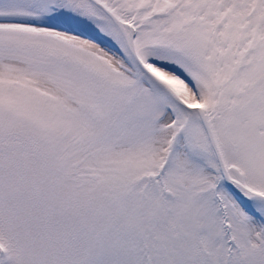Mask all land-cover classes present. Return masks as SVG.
Instances as JSON below:
<instances>
[{
    "label": "snow or ice",
    "instance_id": "1",
    "mask_svg": "<svg viewBox=\"0 0 264 264\" xmlns=\"http://www.w3.org/2000/svg\"><path fill=\"white\" fill-rule=\"evenodd\" d=\"M0 264H264V0H0Z\"/></svg>",
    "mask_w": 264,
    "mask_h": 264
}]
</instances>
